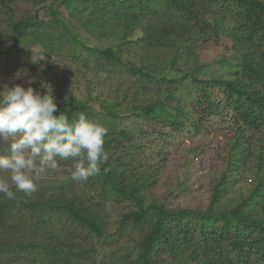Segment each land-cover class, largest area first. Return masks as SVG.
<instances>
[{
  "label": "trees",
  "instance_id": "obj_1",
  "mask_svg": "<svg viewBox=\"0 0 264 264\" xmlns=\"http://www.w3.org/2000/svg\"><path fill=\"white\" fill-rule=\"evenodd\" d=\"M42 14H25L4 20V39L16 49L22 43L38 41L48 48L52 27L66 25V17L81 16L89 34H122L116 48H89L101 65L120 62V55L133 47L141 50L139 66L133 75L151 77L149 72H168L189 56L200 44L216 41L220 32L234 53L235 70L228 78L204 82L220 90L223 99L213 101L203 90L210 115L227 113V122L239 136L245 130L264 132V1L262 0H52ZM45 14L48 19L45 20ZM230 21L232 25H222ZM137 29L141 38L135 44L129 37ZM131 45V46H130ZM162 83L170 80L161 78ZM169 93V92H168ZM69 118L73 112L67 102L57 105ZM184 109L170 110L165 103L144 106L140 117L161 120L162 126L181 131ZM58 114V113H57ZM245 144L234 142L233 150ZM104 147H106L104 143ZM230 163L235 171L239 162ZM253 166L256 183L249 196L239 198L224 209L222 184L212 189L203 211L170 209L153 202L145 207V182L126 181L124 173L107 159L98 175L90 177L89 190L53 194L37 189L31 197L13 187L15 198L0 194V264H84L90 252L80 242L102 238L107 233L100 212L105 201L133 205L121 223L148 226L139 245L122 258V264H163L162 252L180 256L186 264H264V220L256 207L264 210V138ZM239 169V168H238ZM122 230L119 229V232ZM161 247V256H160ZM93 255V254H92ZM122 256V255H121ZM161 259V263H160Z\"/></svg>",
  "mask_w": 264,
  "mask_h": 264
},
{
  "label": "rangeland",
  "instance_id": "obj_2",
  "mask_svg": "<svg viewBox=\"0 0 264 264\" xmlns=\"http://www.w3.org/2000/svg\"><path fill=\"white\" fill-rule=\"evenodd\" d=\"M52 3V0H0V85L25 83L27 77L10 78L18 70H27L30 76L36 77L33 88L39 89L42 82L51 85L57 105L65 101L73 115L84 112L87 118L102 123L108 129L104 138L108 160L120 168L130 185L135 180L145 182L142 188L145 207L155 202L170 209L203 211L213 187L219 184L224 186L226 194L222 202L224 209L235 205L239 198L249 196L256 183L254 157L264 132L245 130L239 136L236 128L227 122V113L210 115L203 93L207 89L213 101L222 100L220 90L204 82L226 79L235 70L237 61L234 53L226 49L230 43L225 35L220 32L216 41L194 47L172 71L162 75L149 72L155 79L141 77L139 73L133 75L131 68L139 66L141 50L131 45L120 55L121 63L101 65L88 47L116 48L123 40L122 34L103 37L104 31L89 34L81 27V16L68 21L66 17L65 26L52 27L49 32L52 30L55 37L48 40V48L32 37L31 41L12 48L2 35L5 18L33 15L37 11L42 14V8L51 7ZM48 16L45 14L44 19ZM231 25L226 21L222 27ZM141 36L137 29L128 39L135 44ZM41 65L44 67L39 71ZM161 78L172 83H162ZM154 102L165 103L169 110L175 106L184 109L181 131L163 127L161 120L140 117L142 108ZM237 138L238 143L245 144V152L233 150ZM7 147L6 143H0V154H5ZM243 154L249 157L238 163L239 169L231 171L230 163ZM73 163L71 159L59 160L58 167L48 170L37 182V189L53 194L89 190V181L72 179ZM132 206L105 201L100 212L107 233L102 238L80 242L90 252L84 264H122L123 256L139 245L148 226L137 228L130 222L121 223L123 214ZM256 213L264 220L260 204ZM162 258L163 264H186L180 256L164 251Z\"/></svg>",
  "mask_w": 264,
  "mask_h": 264
},
{
  "label": "clouds",
  "instance_id": "obj_3",
  "mask_svg": "<svg viewBox=\"0 0 264 264\" xmlns=\"http://www.w3.org/2000/svg\"><path fill=\"white\" fill-rule=\"evenodd\" d=\"M25 77L23 84L0 85V143L8 145L0 154V194L9 200L15 198L13 187L31 197L37 182L57 168L59 160H73L72 179L87 182L108 159V129L102 123L84 112L69 118L59 111L51 85L42 82L33 88L36 77L27 70H18L10 79Z\"/></svg>",
  "mask_w": 264,
  "mask_h": 264
}]
</instances>
